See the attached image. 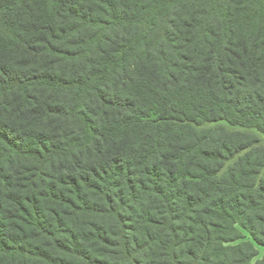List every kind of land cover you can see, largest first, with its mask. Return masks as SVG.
I'll list each match as a JSON object with an SVG mask.
<instances>
[{
    "label": "trees",
    "instance_id": "16d2710c",
    "mask_svg": "<svg viewBox=\"0 0 264 264\" xmlns=\"http://www.w3.org/2000/svg\"><path fill=\"white\" fill-rule=\"evenodd\" d=\"M264 0H0V264H264Z\"/></svg>",
    "mask_w": 264,
    "mask_h": 264
},
{
    "label": "rangeland",
    "instance_id": "374dc122",
    "mask_svg": "<svg viewBox=\"0 0 264 264\" xmlns=\"http://www.w3.org/2000/svg\"><path fill=\"white\" fill-rule=\"evenodd\" d=\"M260 138L262 139V144L264 145V136H261ZM257 248H258L260 254L256 259H261L264 255V247L263 246H257Z\"/></svg>",
    "mask_w": 264,
    "mask_h": 264
}]
</instances>
